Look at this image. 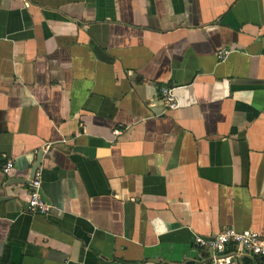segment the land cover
Instances as JSON below:
<instances>
[{"label":"crops","instance_id":"1","mask_svg":"<svg viewBox=\"0 0 264 264\" xmlns=\"http://www.w3.org/2000/svg\"><path fill=\"white\" fill-rule=\"evenodd\" d=\"M263 52L264 0H0V264H207L194 235H264Z\"/></svg>","mask_w":264,"mask_h":264},{"label":"built area","instance_id":"2","mask_svg":"<svg viewBox=\"0 0 264 264\" xmlns=\"http://www.w3.org/2000/svg\"><path fill=\"white\" fill-rule=\"evenodd\" d=\"M229 52V49L218 48L215 51V58L222 60ZM155 97L166 109L171 110L178 105L173 86L158 85ZM118 132L116 128L112 131L114 135ZM11 167L12 161L8 158L2 167V172L8 173ZM40 179V168L36 167L29 179L25 210L46 214L50 205L41 197ZM193 244L205 252L207 264H238L245 257L264 258V235L254 230L238 231L228 226L209 236L194 235Z\"/></svg>","mask_w":264,"mask_h":264},{"label":"water","instance_id":"3","mask_svg":"<svg viewBox=\"0 0 264 264\" xmlns=\"http://www.w3.org/2000/svg\"><path fill=\"white\" fill-rule=\"evenodd\" d=\"M37 167V165L36 166H34V168H33V170H32V173H33V171H34V169ZM31 176H32V174H31Z\"/></svg>","mask_w":264,"mask_h":264}]
</instances>
